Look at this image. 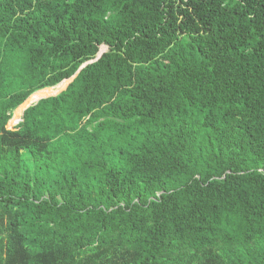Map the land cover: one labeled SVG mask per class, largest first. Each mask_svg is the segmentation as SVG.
<instances>
[{"label": "trees", "instance_id": "1", "mask_svg": "<svg viewBox=\"0 0 264 264\" xmlns=\"http://www.w3.org/2000/svg\"><path fill=\"white\" fill-rule=\"evenodd\" d=\"M0 264H264V0H0Z\"/></svg>", "mask_w": 264, "mask_h": 264}, {"label": "rangeland", "instance_id": "2", "mask_svg": "<svg viewBox=\"0 0 264 264\" xmlns=\"http://www.w3.org/2000/svg\"><path fill=\"white\" fill-rule=\"evenodd\" d=\"M69 81H70L69 79H66V80L60 82L59 84H56L54 86L45 87L41 90L36 91L27 99V101L25 103H27V105H33V104L37 103L43 97L57 95L67 86ZM38 92H42L41 96L38 97L37 99L32 100V97ZM22 113H23V109H21V108L15 110V115L12 119L13 125H17L19 123V121L22 118Z\"/></svg>", "mask_w": 264, "mask_h": 264}, {"label": "water", "instance_id": "3", "mask_svg": "<svg viewBox=\"0 0 264 264\" xmlns=\"http://www.w3.org/2000/svg\"><path fill=\"white\" fill-rule=\"evenodd\" d=\"M100 56H101V55H100ZM94 60H96V59H94ZM94 60H91V61H88V62L84 63V64L82 65V67H85L88 63H90V62H92V61H94ZM82 67H81V68H82ZM72 79H73V77H72L71 79H69V80L71 81ZM70 81H69V82H70ZM28 98H29V97H28ZM43 98H45V97H43ZM26 101H27V100H26ZM26 101H25V102H26ZM25 102H24L22 105H20V106L18 107V109H20V108L23 109V112L25 111L26 108H28L29 106H31V105H27V103H25ZM35 104H36V103H35ZM33 105H34V104H33Z\"/></svg>", "mask_w": 264, "mask_h": 264}]
</instances>
